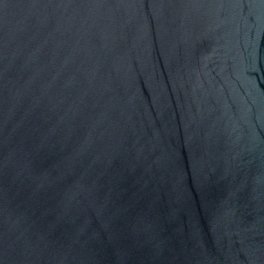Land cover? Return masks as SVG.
Wrapping results in <instances>:
<instances>
[{
    "label": "water",
    "instance_id": "1",
    "mask_svg": "<svg viewBox=\"0 0 264 264\" xmlns=\"http://www.w3.org/2000/svg\"><path fill=\"white\" fill-rule=\"evenodd\" d=\"M0 264H264V0H0Z\"/></svg>",
    "mask_w": 264,
    "mask_h": 264
}]
</instances>
